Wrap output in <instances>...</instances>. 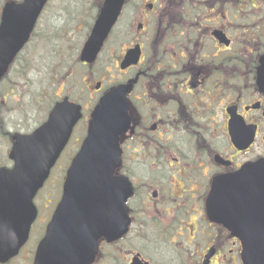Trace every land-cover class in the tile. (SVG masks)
Wrapping results in <instances>:
<instances>
[{"label":"flooded vegetation","instance_id":"af4514ba","mask_svg":"<svg viewBox=\"0 0 264 264\" xmlns=\"http://www.w3.org/2000/svg\"><path fill=\"white\" fill-rule=\"evenodd\" d=\"M127 8L120 62L131 50L138 60L117 84L133 83L120 170L133 184L131 224L100 242L94 264H242L240 239L211 220L206 201L215 178L264 158L255 79L264 43L251 44L264 34V0H130ZM234 129L253 132L251 147L234 144Z\"/></svg>","mask_w":264,"mask_h":264},{"label":"rangeland","instance_id":"374dc122","mask_svg":"<svg viewBox=\"0 0 264 264\" xmlns=\"http://www.w3.org/2000/svg\"><path fill=\"white\" fill-rule=\"evenodd\" d=\"M99 1L53 0L47 8L30 47L21 55V58L7 78L8 80L0 86V90L4 88L8 91L11 88L13 92L6 99L7 105L0 106V127L3 126L4 131H32L36 126L40 125L45 119L48 110L56 102L54 101L55 95L59 88L52 85L55 83L56 78H61L60 75L64 78L63 85L66 90H72L73 85H78L76 82L77 80H81L82 75L79 74L83 70L80 67H75L71 73L72 65L70 62L72 60L75 61L77 58V54L75 55L74 52L76 47L73 41L70 43L64 42L62 35L65 34L67 38L73 40V33H68V31L74 28L81 30L83 23L78 22V20L94 17L98 8L97 6H99ZM3 4L4 0H0V9ZM65 5H70L69 11ZM65 25L66 28L64 29ZM79 35L77 33V38ZM70 45L73 47V50L68 49ZM69 62L70 64L68 65ZM66 64L69 66L68 75V68L65 70L63 68L65 66H62ZM102 68H105V64L104 60L100 59L95 70L101 71ZM78 87L76 95H78L79 89L82 88L81 85ZM19 90L21 91L20 93L18 92ZM13 94H19L21 103L18 101L19 98L14 97ZM79 95L83 97L82 94ZM9 148L8 138L1 135L0 132V164L6 162V154ZM54 176H59V173L56 172ZM60 176H62V173ZM52 190H54L53 193L56 196L58 189L48 186L47 192L38 201L39 205L46 201L44 198ZM45 222L44 220L43 225ZM39 227L40 222L34 228L33 233H36V236L31 242L32 245L36 244L35 241L42 233V229ZM23 260L24 257L19 259V261Z\"/></svg>","mask_w":264,"mask_h":264},{"label":"water","instance_id":"95a60500","mask_svg":"<svg viewBox=\"0 0 264 264\" xmlns=\"http://www.w3.org/2000/svg\"><path fill=\"white\" fill-rule=\"evenodd\" d=\"M124 0H107L106 3V12L110 7L109 18L102 19L99 18V22L97 24V34L100 36H104L111 25L112 20H116V16L119 12V7ZM44 1H42L37 9H40ZM16 6L12 4L11 8H6L4 10V19H6L12 12L16 11ZM105 10V9H104ZM109 10V9H108ZM2 60L0 59V65ZM97 139L99 137L97 136ZM27 144V143H26ZM97 150L93 152V155H99L100 149L99 146L96 145ZM112 147H110L111 149ZM26 148L16 146L14 152L20 158V154H24L26 152ZM47 160H50L52 156L50 153L47 154ZM110 155H103V157ZM94 158H98L95 156ZM20 160V159H18ZM17 160V161H18ZM45 167H42V171H45ZM114 169V168H113ZM112 168H105L103 171H99L100 174L107 173L111 171ZM22 169H19L15 174H8L6 172L0 173V262L6 263L11 258H14L19 253V250L25 245L28 236H29V228L32 221L36 217V210L32 205V198L34 196L35 190L29 186H24L20 183V180L23 177ZM110 173V174H111ZM261 176L260 180L264 182V172ZM249 174L252 175L253 171H249ZM104 175V174H103ZM113 180L110 176H107V179ZM65 194L63 196V201L61 206L59 207V212L53 219V223L50 226L49 231L52 232V237L57 233L56 230L64 224L68 225H76L77 231L82 236L84 233H87L88 230L85 229L84 223L81 219H79L76 209L75 203L72 204L73 200L75 202V192L72 187H70V183L68 182L65 185ZM71 189V192L68 190ZM88 192L84 190L82 192V197L84 201L85 213L89 216H93L94 212L91 211L89 203H88ZM59 233V232H58ZM95 233V232H94ZM76 238V237H75ZM91 239H95L94 237ZM42 249V247H41ZM41 249L38 253V261L36 264H43L46 258L41 254ZM87 244L81 245L77 247L74 252H72L69 256H56V257H48L49 259L56 258L51 261V264H62V259L60 258H71V264H82L85 261Z\"/></svg>","mask_w":264,"mask_h":264}]
</instances>
